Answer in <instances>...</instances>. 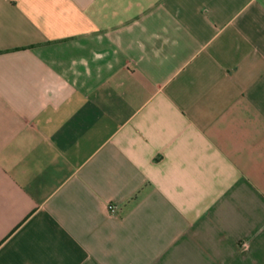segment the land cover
Instances as JSON below:
<instances>
[{"label": "crops", "instance_id": "crops-1", "mask_svg": "<svg viewBox=\"0 0 264 264\" xmlns=\"http://www.w3.org/2000/svg\"><path fill=\"white\" fill-rule=\"evenodd\" d=\"M0 264H264V0H0Z\"/></svg>", "mask_w": 264, "mask_h": 264}, {"label": "built area", "instance_id": "built-area-1", "mask_svg": "<svg viewBox=\"0 0 264 264\" xmlns=\"http://www.w3.org/2000/svg\"><path fill=\"white\" fill-rule=\"evenodd\" d=\"M108 208L113 211L114 210V207L112 205H109Z\"/></svg>", "mask_w": 264, "mask_h": 264}]
</instances>
